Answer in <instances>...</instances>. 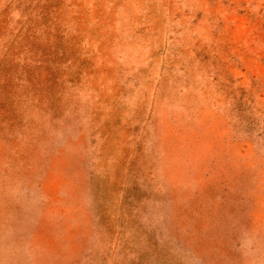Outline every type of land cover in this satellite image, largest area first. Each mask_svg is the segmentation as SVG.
<instances>
[{
  "label": "rangeland",
  "instance_id": "obj_1",
  "mask_svg": "<svg viewBox=\"0 0 264 264\" xmlns=\"http://www.w3.org/2000/svg\"><path fill=\"white\" fill-rule=\"evenodd\" d=\"M0 264H264V0H0Z\"/></svg>",
  "mask_w": 264,
  "mask_h": 264
}]
</instances>
